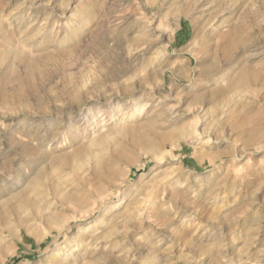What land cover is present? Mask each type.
<instances>
[{
  "label": "rangeland",
  "instance_id": "obj_1",
  "mask_svg": "<svg viewBox=\"0 0 264 264\" xmlns=\"http://www.w3.org/2000/svg\"><path fill=\"white\" fill-rule=\"evenodd\" d=\"M0 53V264H264V0H0Z\"/></svg>",
  "mask_w": 264,
  "mask_h": 264
},
{
  "label": "bare ground",
  "instance_id": "obj_2",
  "mask_svg": "<svg viewBox=\"0 0 264 264\" xmlns=\"http://www.w3.org/2000/svg\"><path fill=\"white\" fill-rule=\"evenodd\" d=\"M1 54L2 53H0V56H1ZM21 98V94L20 93H16L15 92V94L12 96V99H14V100H19ZM83 119V118H82ZM69 121L67 122V127H68V130H71V127H69L70 126V123L72 122V118H70V119H68ZM87 120V123H88V125L85 127L86 129L85 130H87V131H89L90 129L92 130L93 128H94V126L93 127H91V126H89L91 123H92V120H93V116H91V114H89V116H88V118L86 119ZM91 127V128H90ZM68 132H70V133H72V131H68ZM38 138H40V137H38ZM109 212V209H106L105 210V212H104V215H106L107 213ZM7 230V229H6Z\"/></svg>",
  "mask_w": 264,
  "mask_h": 264
}]
</instances>
